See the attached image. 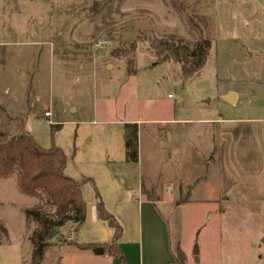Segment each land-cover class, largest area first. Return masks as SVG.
Listing matches in <instances>:
<instances>
[{"label": "rangeland", "instance_id": "rangeland-1", "mask_svg": "<svg viewBox=\"0 0 264 264\" xmlns=\"http://www.w3.org/2000/svg\"><path fill=\"white\" fill-rule=\"evenodd\" d=\"M179 4L0 0V103L23 114L41 147L65 152L69 177L93 180L82 188L86 223L54 236L64 253L78 252L70 238L97 243L114 235L98 217L99 195L122 226L129 253L138 237V204L149 199L168 223L173 252L183 250L188 264H262L264 238L256 243L264 234V193L249 192L243 211L228 205V216L217 213L216 202L225 196L236 202L235 178L251 175V130L264 140V0ZM202 36L212 39V50L191 76L151 49L161 40L193 44ZM65 58L86 65L80 82L72 74L73 83L63 82ZM93 60L98 68L88 67ZM230 92L239 97L233 105L222 99ZM30 106L50 107L51 122L36 109L28 112ZM21 119L0 113V127L16 134ZM131 123L139 125V162L127 163L121 139ZM40 202L21 193L15 177L0 182V264H32L35 225L26 223L25 212Z\"/></svg>", "mask_w": 264, "mask_h": 264}, {"label": "trees", "instance_id": "trees-1", "mask_svg": "<svg viewBox=\"0 0 264 264\" xmlns=\"http://www.w3.org/2000/svg\"><path fill=\"white\" fill-rule=\"evenodd\" d=\"M174 7H180L181 0H170ZM192 26L197 27L191 18ZM213 41L202 36L195 43L181 40H161L151 45V49L162 62H173L181 65L182 73L191 76L200 72L206 65ZM123 50H118L119 54ZM130 72V71H129ZM132 73V72H131ZM0 113L7 115L0 105ZM54 129H59L60 125ZM124 142L127 157L131 162L139 159V128L137 124L124 125ZM68 159L65 152L53 145L51 148L41 147L24 128L23 121L18 126L16 134L9 129L0 127V182L11 177L16 178V184L21 193L41 202L27 209L26 223L34 224L30 235L32 245V264H41L46 250L52 245L53 231H57L68 223L81 227L87 218V205L82 188L86 183H92L90 178L76 180L66 174ZM97 214L99 219L114 228L113 240L105 243L78 245L83 250H90L95 255H111L123 259L118 245L122 227L116 218L109 213L98 195ZM1 231L9 238L6 228ZM186 255L182 250L169 264H185Z\"/></svg>", "mask_w": 264, "mask_h": 264}, {"label": "crops", "instance_id": "crops-1", "mask_svg": "<svg viewBox=\"0 0 264 264\" xmlns=\"http://www.w3.org/2000/svg\"><path fill=\"white\" fill-rule=\"evenodd\" d=\"M88 63H89L87 64L88 67L93 68V69H95V67L98 68V65H99L98 61L95 62L93 60V61H89ZM61 66L63 68V78H64L63 82L69 83V84L73 83L72 82L73 77H75L76 80L80 82L79 75L81 72L85 73L84 67H86V65L84 67L80 66L77 60L75 59L69 60V58H65V60L61 62ZM107 66H109V64H107ZM71 67H73V69ZM81 68H82V71L80 70ZM73 70H75V73ZM88 73L89 75L87 76L90 77L91 72H88ZM70 74L74 76L71 77ZM21 77H22V70H21L20 78ZM25 87H27V89H29V91L31 92L33 85L32 83L31 84L29 83ZM69 88H71V86ZM9 89H10L9 87L5 89L6 93L9 92ZM236 95H237L236 102H238L239 97H238V94ZM71 102L72 103L70 107L72 106L74 101H71ZM0 105L5 109L6 114H10L17 118H22L21 120H23L24 128L27 131L26 126H25V121H24L25 118L22 113H15L11 111L8 112L3 103H0ZM28 105H29V102H28ZM50 105L52 106L53 104L51 103ZM32 109L37 110V111L35 110L37 112L35 115L41 116V114H43L44 118H46L45 113L50 112L51 117L46 118V119H48V121L51 122L53 114H52L50 107H47L46 109L43 110L41 106L40 107L36 106V108H33V106H30L28 112H30ZM71 110L75 111V108H71ZM28 114L29 113H26L25 115L27 116ZM131 124H136V123H131ZM257 124L259 123H256V126L252 127V129L256 130L258 127ZM260 124L262 125L263 123H260ZM138 128H139V125H138ZM261 131L264 132V126ZM251 132H252L251 134L252 135L251 160L254 162L252 165V168L250 169L251 175L247 178H245V176H239L235 178V185L237 186L236 188L237 194H235V196L233 197L234 199L232 200H236V202L234 201L229 202L228 197L226 196L221 198L222 200L220 201L221 204H219L218 201L216 202V206H218L216 211L222 216L223 215L228 216V214L230 213V210H228V205L233 206V204H235L237 206L236 210L240 209L241 211H243V208H242L243 203H244L243 200L250 198L247 195L249 194V192L256 193V196L257 194H260V192L264 193V171H261V169H258L259 167H261L259 166L260 164L259 162H261L259 157L262 156V158H264V140H262L263 138L260 137V131L259 133H257L251 130ZM121 140L124 142V132L122 133ZM254 140H256V142H254ZM124 154H125L124 159L126 160V162L131 163V161H129L127 157V149L125 147V142H124ZM241 161L242 159L237 161L239 168L241 166L240 165ZM138 162H139V159H138ZM223 164L224 163L221 162V165ZM224 165H227V164H224ZM254 166L256 167L254 168ZM144 184H145V181L144 179H142L143 187H144ZM142 186H141V190L144 193V188ZM195 187L194 186L191 187L193 188L192 192L195 190L194 189ZM252 198H255V197L252 196ZM222 204L224 205V207H222ZM138 205H139L138 207L139 225L137 227L138 237L136 240L132 241V246H131L132 251H130L129 253L128 248L125 246L124 243L121 242L122 234L120 238L118 239V245L122 253L123 259L115 257V256H111V255L98 256V255H95L90 250H83L78 245L93 244V243L79 242L77 237L76 238L74 237L72 239V242H70V244L74 245L72 247H76L78 252H75V253L62 252V249L64 248L63 243L56 242V240L53 239L51 242L52 245L46 250L43 262L41 264H169L171 261H174L178 252L174 253L172 250L170 230L168 227V223L166 219L163 217V215L161 214V212L159 211L158 204L155 203L154 201H149L148 199V200H143V202L140 201ZM252 209H254V207ZM250 211L254 212L253 210H250ZM87 220H88V209H87L86 221ZM67 225H72V228L76 230L77 232H79L80 227L78 228L75 224L68 223ZM67 225H65L59 230V234L61 235L63 234L62 230ZM122 233H123V228H122ZM114 236H115V232L109 241L113 240ZM263 238H264V234L261 235V237L257 241L256 243L257 246L258 244L262 245L261 240ZM109 241H105V242H109ZM105 242H97V243H105ZM263 245H264V242H263ZM248 249L250 251L252 250L250 245H248ZM257 254L261 255L259 257L257 256V260L261 262L262 264H264V255H262L260 252ZM185 255L187 257L186 264H188L189 263L188 256L186 253ZM239 257H240V254L237 255L236 260L239 261ZM131 258L135 260V263L134 261L131 262ZM235 262L236 261H231V263H235Z\"/></svg>", "mask_w": 264, "mask_h": 264}, {"label": "water", "instance_id": "water-1", "mask_svg": "<svg viewBox=\"0 0 264 264\" xmlns=\"http://www.w3.org/2000/svg\"><path fill=\"white\" fill-rule=\"evenodd\" d=\"M222 99L225 102L233 105L236 102V100H237V95H236V93L230 92V93H228L226 95H223ZM56 234H57V231H53V236H55Z\"/></svg>", "mask_w": 264, "mask_h": 264}, {"label": "built area", "instance_id": "built-area-1", "mask_svg": "<svg viewBox=\"0 0 264 264\" xmlns=\"http://www.w3.org/2000/svg\"><path fill=\"white\" fill-rule=\"evenodd\" d=\"M99 47H102V46H99ZM45 117L46 118L51 117V113L50 112L45 113ZM69 241H72V239L70 238Z\"/></svg>", "mask_w": 264, "mask_h": 264}]
</instances>
